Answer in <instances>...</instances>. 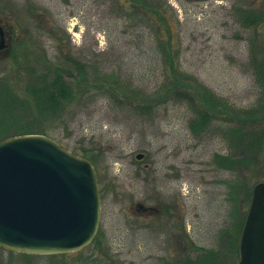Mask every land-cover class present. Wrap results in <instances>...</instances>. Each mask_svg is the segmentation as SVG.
<instances>
[{
    "label": "rangeland",
    "instance_id": "374dc122",
    "mask_svg": "<svg viewBox=\"0 0 264 264\" xmlns=\"http://www.w3.org/2000/svg\"><path fill=\"white\" fill-rule=\"evenodd\" d=\"M133 1L0 0V25L10 32L9 46L0 51V83L21 102L35 76L71 57L85 63L91 75H111L127 89L152 93L164 74L160 42L171 36L178 72L194 76L237 108L257 102L248 59L264 42L250 48L249 41L264 34V24L244 29L233 9L247 0H162L171 35L165 25L156 27L152 12L134 9ZM137 1L158 7V0ZM16 121L26 125L30 120L19 116ZM51 121L56 122L45 124V134L38 135L52 138L96 170L97 233L83 249L58 255L0 249V264H187L189 257L195 260L206 251L221 257L218 264H238L252 190L264 181L258 179L263 150L252 172L219 169L215 155L229 150L217 124L195 135L178 102L143 117L95 90ZM15 136L20 135L5 139ZM138 202L155 211L160 205L161 213L142 219L136 215Z\"/></svg>",
    "mask_w": 264,
    "mask_h": 264
},
{
    "label": "trees",
    "instance_id": "16d2710c",
    "mask_svg": "<svg viewBox=\"0 0 264 264\" xmlns=\"http://www.w3.org/2000/svg\"><path fill=\"white\" fill-rule=\"evenodd\" d=\"M133 2L136 3L134 9H143L144 14L145 11L152 12L156 18V27L165 25L171 35L168 21L161 12L162 0L157 1L158 7L141 4L137 0ZM233 9L244 29L258 30L264 24V0L236 3ZM259 35L257 33L255 39L249 41L250 48L259 40L264 42V34L258 39ZM160 43L164 74L162 84L152 93L127 89L119 82L112 81L111 75H91L85 63L71 57L61 63L51 64V67L42 70V74L35 76L34 82L26 89V98L21 102H17L9 86L0 83V141L11 135L45 134V124L61 119L79 97L95 90L114 100L119 107L143 117L162 104L178 102L184 105L189 129L193 134L204 133L211 125L217 124V134L229 150L225 156L215 155L213 163L217 168L231 171L246 169L252 172L256 168L255 157L264 151V47L257 54H250L248 59L260 97L250 108H237L214 94L194 76L177 71L175 66L178 56L171 49V36L164 45ZM14 111L16 114H13ZM19 116L30 121L26 125H18L16 118ZM38 125L42 126L32 130ZM259 174L258 179L264 177V168ZM225 233L227 236L232 234L230 231ZM195 250L202 252L201 249ZM220 260L221 257L215 252L206 251L195 260L189 257L187 264H218ZM221 264L229 263L225 261Z\"/></svg>",
    "mask_w": 264,
    "mask_h": 264
},
{
    "label": "water",
    "instance_id": "95a60500",
    "mask_svg": "<svg viewBox=\"0 0 264 264\" xmlns=\"http://www.w3.org/2000/svg\"><path fill=\"white\" fill-rule=\"evenodd\" d=\"M3 36L0 27V50ZM99 214L90 161L45 135L0 141V249L26 256L79 251L93 241ZM238 264H264V181L252 190Z\"/></svg>",
    "mask_w": 264,
    "mask_h": 264
},
{
    "label": "flooded vegetation",
    "instance_id": "af4514ba",
    "mask_svg": "<svg viewBox=\"0 0 264 264\" xmlns=\"http://www.w3.org/2000/svg\"><path fill=\"white\" fill-rule=\"evenodd\" d=\"M3 28V31H4V42L6 44V46H9V37H8V34L10 33L9 31L7 32L6 31V27H2ZM138 158V156L136 157ZM168 207V206H167ZM165 207L164 209V213L167 214V213H170V209L169 207L167 208ZM135 210L137 211V216L139 215L140 218L144 219V218H151V217H154L155 215H159V213H161V206L159 205V207L157 208V210H153L152 207H145L142 203L138 202L136 203L135 205Z\"/></svg>",
    "mask_w": 264,
    "mask_h": 264
}]
</instances>
